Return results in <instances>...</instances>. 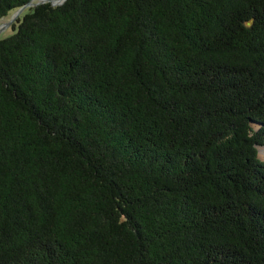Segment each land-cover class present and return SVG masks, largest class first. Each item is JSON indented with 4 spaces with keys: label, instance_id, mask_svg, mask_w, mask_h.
Masks as SVG:
<instances>
[{
    "label": "trees",
    "instance_id": "obj_1",
    "mask_svg": "<svg viewBox=\"0 0 264 264\" xmlns=\"http://www.w3.org/2000/svg\"><path fill=\"white\" fill-rule=\"evenodd\" d=\"M15 22L0 264H264V0L41 1Z\"/></svg>",
    "mask_w": 264,
    "mask_h": 264
},
{
    "label": "rangeland",
    "instance_id": "obj_2",
    "mask_svg": "<svg viewBox=\"0 0 264 264\" xmlns=\"http://www.w3.org/2000/svg\"><path fill=\"white\" fill-rule=\"evenodd\" d=\"M31 1H32L31 4L26 5L25 8H23L22 10H20V11L13 10V11H11V14L0 19V37L1 38L11 34L14 31V28L12 27V25H13V23L16 24L15 21L17 20V18L19 16H21L24 9H26L28 7H33L34 5L38 4V2H41V1L47 2V1H51V0H31ZM52 1L58 2L60 0H52ZM262 151H263V148L261 149V151L259 153L260 155L262 154Z\"/></svg>",
    "mask_w": 264,
    "mask_h": 264
},
{
    "label": "water",
    "instance_id": "obj_3",
    "mask_svg": "<svg viewBox=\"0 0 264 264\" xmlns=\"http://www.w3.org/2000/svg\"><path fill=\"white\" fill-rule=\"evenodd\" d=\"M51 1H52V0H51ZM63 1H64V0H62V1L59 2V3H56V1H52V2H53V3H56V4H61ZM28 4H31V2H30V3L28 2L26 5H28ZM26 5H25V6H26ZM25 6L22 7V8H19L18 11L22 10L23 8H25Z\"/></svg>",
    "mask_w": 264,
    "mask_h": 264
},
{
    "label": "bare ground",
    "instance_id": "obj_4",
    "mask_svg": "<svg viewBox=\"0 0 264 264\" xmlns=\"http://www.w3.org/2000/svg\"><path fill=\"white\" fill-rule=\"evenodd\" d=\"M56 3H58V2H56Z\"/></svg>",
    "mask_w": 264,
    "mask_h": 264
}]
</instances>
